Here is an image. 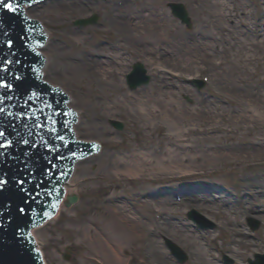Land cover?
Returning <instances> with one entry per match:
<instances>
[{"label":"rangeland","instance_id":"374dc122","mask_svg":"<svg viewBox=\"0 0 264 264\" xmlns=\"http://www.w3.org/2000/svg\"><path fill=\"white\" fill-rule=\"evenodd\" d=\"M180 1L190 16L191 25H187L185 22L183 24L190 32L196 25V15L189 8L188 2ZM246 1L255 9L256 0ZM66 2L67 0H64V3ZM81 2L82 6L78 11L71 10L69 7L65 8L61 4L59 10H56L51 6L53 3L50 0L41 2L34 10L30 9L32 13L41 17L52 30L51 42L45 48L48 54H52H49L51 66L47 68V74L51 80L59 81L67 87L74 96L73 103L76 107L83 109L79 128L80 135L98 138L102 141H114L115 138L121 141V138H125V142L123 145L104 146L103 150L95 157L82 160L78 164L72 182L77 190L87 189L86 197H81L80 201L73 206H62L61 212L56 218L38 229V235L44 245L49 264H200L208 261L215 264H251L250 257L254 258L255 252L264 253L262 234L264 227L262 224L260 227H252V220L261 223L264 221V184L253 185L248 183L246 178H248V172L258 171L261 181L264 182V131L258 129L256 133L248 131L247 125H252V117L247 120L245 126L238 129L235 127L237 126L236 120L232 117L240 116L242 112L248 115L253 114L248 105L250 103L234 101L231 104L228 99L233 98L232 94L225 92V88L222 91H217V87L215 88L214 83L209 79L211 74L208 69L198 70V66H193L192 69L183 66L182 68H173V65L168 61L160 62L162 58L158 62L148 63L140 55V52L128 49L127 52H130L129 65L126 67L125 73L123 70L117 71L115 78L124 85L126 92L134 93V95L144 88L143 91L150 90L147 95L164 98L165 96L161 92L162 87L170 90L172 87L181 89L183 94H179V97L187 103L188 110L184 111L186 114H181L184 119H180V115H175L174 111L170 113L169 119L172 122L176 121L175 124L181 120L187 121L183 127H180L183 134L175 135L177 130H172V128L176 127L174 124L166 123V116L164 117L160 110L158 119L155 121L143 119V115L141 116L138 111L134 113L133 109H137L140 105V95L138 98H130L135 100L130 103V105L134 103L132 108L125 105L124 101L128 100L125 98V100L121 99L124 104H120L118 108L111 111L106 108L102 109L103 104L109 99L108 97L102 98L101 96L100 99L97 96L92 97L88 93L92 87H89L84 80L72 77L71 73L63 72L60 68L54 67L52 63L53 55L56 57L57 45H63L65 52L77 54L80 46L87 47V43H89V48H91V44H103L100 41L111 39L109 31L103 32L99 28L103 25L101 20L104 15L114 7L113 0H81ZM136 4L131 0L130 5L136 7ZM165 5L170 7V11L174 15L172 5L168 2ZM94 14L97 19L93 23H75L78 18H86ZM64 24L68 27H65ZM245 25L247 24L243 21L242 26ZM75 27L81 29L79 33L84 35V39H81L79 43L74 42L73 36L60 34L65 29ZM57 35L64 39L68 38L67 43L63 40L56 43ZM247 38L248 36L245 35V39ZM88 57H92V55L88 54ZM94 58L98 59L95 56ZM134 61L144 64L147 73L150 74V79L147 83L131 87L127 83L126 74L132 70L131 66ZM153 67H159L166 74L171 75V77H167L166 84L159 80L160 76L153 79L155 70ZM202 77H204L205 83L200 87L199 80ZM184 83L190 85L192 90L184 89L181 86ZM214 90L217 92L216 96L211 95ZM96 91L100 92L95 89L94 92ZM197 91H200L203 96L200 97ZM112 92L116 91L112 90ZM208 95L212 98L209 100H212L210 102L213 105L217 104L218 99L222 100L223 104H227L225 117L231 118L215 130H205L207 125L205 121H211L207 116L208 109L205 108L206 111L204 109L206 105L204 102H207L205 97ZM144 97L146 98V96ZM210 102L207 103L210 104ZM238 103L240 106L242 105V108L237 109L235 104ZM178 105L179 102H177ZM126 108L130 109L126 111ZM215 110L218 111L216 117V123H218L220 119L223 120L224 115L221 114L220 107ZM116 120L123 122L122 128L113 124ZM162 134H167V140L163 139L162 141L159 138V135ZM182 149H186L182 152L191 157L185 161V165L168 166L160 171L152 169V173L150 170H144L146 168H137V170L133 168L127 171L126 166L133 165L130 162L131 158L141 156L139 154L141 151L148 153L145 157L157 159L158 156L163 157L165 152L168 155ZM111 159H115V161L126 159L128 164L118 168L115 165L113 168L107 167L108 160ZM181 167L185 169L182 170ZM184 170L188 171L183 173ZM185 179L189 180L187 184H190L191 179H196V182L192 181L196 184L200 181L198 186L194 185L196 190L190 189L191 194L203 193L207 196L199 197L194 201L184 199L183 202L173 207L161 202L164 194L174 189H182L181 185H184V181L178 182V180ZM204 181L208 182L203 183ZM212 187L214 188L212 189ZM211 192L214 196L210 197ZM214 192L221 196L225 194L229 198L234 197L235 200L226 204L223 196L221 198ZM113 200L114 205L112 204ZM145 201L146 203H144ZM193 210L203 214L206 219L212 220L217 229L210 230L211 232L205 235L204 232L209 229L203 231L198 227V224H194L197 223V220L189 215L190 213L193 215ZM114 216L123 221H129L127 223L135 229L138 235L147 234L151 241V247H148L147 244L143 245L140 241L123 242V245H119L118 241H116L117 243L114 241L115 237L112 232L110 234L107 232L108 234L105 236L104 231L110 224L109 221L115 220L112 218ZM88 217H93L92 219L96 222L94 226H100V232L94 231V226L87 224L85 219ZM201 219L204 223V219ZM85 226L90 227L91 230H87L88 232L83 235L84 229L86 230ZM197 227L202 231V235L195 231V229L199 230ZM259 228H262V232ZM223 230L228 232L225 239L227 243H223L225 236ZM92 232L93 234H91ZM98 234L100 238H98ZM214 234H218V236L214 238L212 236ZM107 237L109 240H106ZM232 237L238 239V242L229 243V240L233 239ZM243 238L250 239L252 242L243 246ZM168 239L188 252L189 259L183 262L179 261L168 247ZM104 243L107 246L105 248L107 253L101 248ZM66 253L70 255L69 258H66ZM226 255L232 261L226 260Z\"/></svg>","mask_w":264,"mask_h":264},{"label":"bare ground","instance_id":"6f19581e","mask_svg":"<svg viewBox=\"0 0 264 264\" xmlns=\"http://www.w3.org/2000/svg\"><path fill=\"white\" fill-rule=\"evenodd\" d=\"M133 1L137 3L136 7L135 5H130L131 0H113V2L115 3L114 7L111 8L110 11H108V13L105 14L103 19L101 20V24L103 25H101L99 29H101L103 32L109 31L111 33L110 40L109 38H107V41H100L103 44H91V48H89V43H87V47H79V52L77 54H75L74 52H65L63 45H57L56 57H54V55L52 57L53 66L60 68L63 72L71 73L72 77L78 80H84L89 87H92L88 92L92 97L97 96L98 99H100L101 96L102 98L108 97V100L110 101L107 100L103 104L102 109L106 108L108 111H111L114 108H118L120 107V104L123 103L121 102V99L125 100V98H128L126 102L124 101L125 105L131 107L134 103L132 105H130V103L135 100H132L130 98H138L140 95V108H134V113L138 111L139 113H141V116L143 115L146 117L145 118L142 116L143 119H152L155 121L158 119L159 112L161 111L163 113V116H166V123H169V125L170 123L174 124V126L176 127L172 128V130H177L175 135L183 134L181 133L183 131L180 127H183V125L187 123V121L184 122L183 120H181L180 122H177L175 124L176 121L172 122L169 119L170 113L173 111L175 115H180V119H184L181 114L185 113V110H188L186 108L187 103L181 97H179V94H183L181 89H175L174 87H172V90H170L164 89L162 87L161 92L164 94V98H155V95H147L150 90H147L146 92L145 90L143 91L144 88L141 89V93L137 92L136 95H134V93L126 92L124 89V85L117 81L115 76L117 71L120 72V70H123V73H125L126 67L129 65L130 52L128 53L127 50L129 49V51L131 50L140 52V55L148 63L158 62V60L162 58L160 62L168 61L171 63V65H173V68H182L183 66L187 69H192L193 66H198V70L208 69L211 74V76H209V79L212 80L215 88L217 87V91H222V89L225 88V92L232 94L234 99H228L231 104L234 101H245L250 103L248 105L251 109L250 112L253 111V114L248 115L242 112L240 116H232L236 120L235 123H237V126L235 127L239 129L241 126H245L247 120L252 117L253 123L251 126L247 125L248 131L256 133V130L258 129L263 132L264 26H261V24L264 22V0H256L255 9L246 0H185L186 2H188L189 8L196 15V25L190 32H188L186 26L183 25L184 22L188 24L187 19H190V16L186 7L180 0ZM167 2L172 5L173 10L175 11H173L175 13L174 15L171 13L170 7H166L165 4H167ZM52 3L53 5L51 6L56 8V10H59L60 6L62 5L65 8L69 7L71 8V10L78 11V9H81L79 7L82 6L81 0H67L66 3H64V0H53ZM31 9L34 10V8ZM28 12L31 15L38 16L37 14L32 13L30 10ZM96 19L97 18H94L93 20L88 21V23H93L96 21ZM75 21V23L77 24H82V22L78 19H76ZM243 21H245L247 25L242 26ZM64 26L68 27V25L65 24ZM50 31V38L48 39L46 46L51 42L50 39L52 38V30ZM80 31L81 29L75 27L73 29H65L61 31L60 34L64 36H73L74 42L76 41L77 43H79L81 39H84V35L80 34ZM245 35L246 37L248 36L247 39H245ZM56 39L58 40L56 41V43L61 42L62 40L67 43L68 38L64 39V37L57 35ZM49 54L44 70L46 69V67L51 66ZM88 54H91L92 57H88ZM96 55H98L99 57ZM104 55H106L107 57H104ZM94 56L98 59H95ZM133 64H136V61L132 63V66ZM139 65L144 64L140 63ZM153 68H155L153 79H155L156 76H160L159 80L163 84H166L167 79L169 78V76L171 77V75L166 74V72L164 70H161L159 67ZM44 76L50 81L57 83L51 80L49 76H46V73ZM203 78L204 77L199 80L200 84L203 83ZM145 82L146 80L143 78L138 80L139 84H143ZM181 86L184 89L186 88L188 90H192V87L190 85H186L185 83L181 84ZM95 89L99 90L100 92H94ZM112 90L116 92H112ZM215 90L211 92L212 96L217 95V92ZM204 92L206 91L204 90ZM197 93L200 95V97L203 96L200 91H197ZM144 96H146V98ZM205 98L207 99V102H212V100H209L212 99L209 95ZM73 100L74 98L71 100V103L75 105L73 103ZM177 102H179L178 106ZM198 102L203 105L201 101L198 100ZM207 102H204L207 105V107L206 105L204 106V109H208L207 116L211 119V121H205V124L207 123L205 130L218 129L220 125L228 122L231 119L230 117H225L228 105L223 104L222 100L218 99L216 105L211 104V102L210 104H208ZM235 106L237 107V109L242 108V105L240 106L239 103L237 105L235 104ZM218 107H220L222 111L221 114L224 116L223 120L220 119V121L216 123L218 111H216L215 109ZM78 109L80 113L83 112V109L81 107H78ZM129 109L130 108H126V111ZM103 113L105 112L103 111ZM81 121L82 115L76 125L79 136H82L80 135L79 130ZM119 122L120 120H116L113 122V124L117 125ZM242 122L244 123L242 124ZM166 137L167 134L159 135V138L162 139V141L163 139H166ZM184 150L186 149L177 150L176 152L170 153L168 155L166 154L167 152H165L166 155L163 153L164 156H158L157 159H154V157H145L148 153H144L141 151L139 152L141 156H133L131 158L130 162L133 165L128 164V161H126V159L117 161H115V159H111L110 161L108 160L107 167L113 168V166L115 165L118 168L120 166H126L128 164L126 166L127 171H130L133 168L134 170H137V168H146L144 170H150V173H152V169L154 171H160L163 170L164 167L168 166L185 165V161L188 160V158L190 159L191 157H188L189 155L183 153L182 151ZM92 156L95 157L96 154H91L85 159H89ZM110 157L112 158L111 155ZM81 162L82 161L79 160L76 163L75 172L77 170L78 164H80ZM181 169L183 170L185 168L181 167ZM187 171L188 170H184L183 173ZM247 176L248 178H246V181H248V183L250 184H259L258 186L264 184V182L261 181V176L259 175L258 171H250L247 173ZM71 181L66 183V185L70 186L67 190V193H72L74 192V190H77V187L74 186ZM180 181H184V185H181L182 189H174L169 191V193L164 194V196H162L161 202L169 204L168 206L171 205L173 207L180 202H183L184 199L194 201L199 197L204 198L205 196H207L203 193L191 194L192 191L190 189L196 190L194 187L198 186V183H200V181L197 184L192 183V181L196 182V179H191L190 184H187L189 180L186 181V179L178 180V182ZM207 182L204 181L203 183ZM213 188L214 187H212V189ZM214 193L218 194L217 192ZM209 196H214V194L211 192ZM218 196L221 198L223 196L226 204H229V202L232 203L235 200L234 197L229 198L225 194H222V196L218 194ZM215 199L217 200V196L215 197ZM144 203H146V201ZM112 204H115L114 200L112 201ZM61 209L62 207L60 208L59 212H61ZM189 215L197 220V223L194 224H198V227L202 228L203 231L209 229V231L204 232L205 235H207L206 233H210V230L217 229V226L214 225V222L210 219H206L203 214H200L196 211L193 215L191 213ZM57 216L58 214H56L54 217ZM92 218L93 217H88V219H85L87 220V224L90 226H94V223H96ZM112 218L115 220L109 221L110 224L107 225L106 231H104L105 236H107L106 234H110V232H112L113 236L115 237L114 241H118L119 245H123V242L134 241H140L143 245L147 244L148 247L151 245L149 236L144 233L143 235H138L135 229L131 228V226L127 223L129 221L118 219L117 216H114ZM201 218L204 219V223L201 221ZM252 222V225L256 224L258 227H260V224H262V227H264V221L261 223L260 221L257 222L255 220L254 222V220H252ZM99 227L100 226L95 225L93 228L94 231L100 232L101 230ZM84 228H86V230L84 229L83 235L91 230L88 226H85ZM199 230L195 229L198 234L202 235V231ZM259 230L262 232V228H259ZM223 233H225L223 243H227V240L225 239L228 236V234H226L228 232L223 230ZM91 234H93V232ZM262 234L264 237V233ZM97 236L98 238H100L99 234ZM212 236L216 238L218 234H214ZM232 238L233 239L229 240V243L234 244L238 242V239L236 240L235 237ZM106 240H109V238ZM171 241V239H168V243H170ZM242 241L243 246L248 244V242H252L250 239L246 240L244 238ZM242 241L240 240V242ZM105 244L106 243H104V245L102 244L101 246L104 252H106L105 248L107 247ZM258 257H261L259 258V264H264L262 255ZM253 262L254 259H252L251 264H253ZM205 263L215 264L211 261L200 264Z\"/></svg>","mask_w":264,"mask_h":264},{"label":"water","instance_id":"95a60500","mask_svg":"<svg viewBox=\"0 0 264 264\" xmlns=\"http://www.w3.org/2000/svg\"><path fill=\"white\" fill-rule=\"evenodd\" d=\"M3 8H4V5L0 3V9H3ZM32 16H34V15H32ZM94 18H96V17H91V18L88 19V21H91ZM5 31H6V35H8V37H12L10 30H7L6 29ZM11 42H13L14 44L16 43L14 40H11ZM14 44H13L12 48L15 49V45ZM5 45L7 47H9V42H8V44L6 43ZM1 51L2 50L0 49V54H1ZM16 56L17 55L15 53H13L9 58L0 57V61H1L2 64H5L6 63V60L5 59H9V60H12V61H16L18 59V56L17 57ZM138 65L139 64H137L136 66H138ZM10 80L11 81L6 82V84L14 85L15 88H19V85L14 84L15 81H13L12 79H10ZM57 83H59V81H57ZM28 87H29V84H28ZM5 89H8V88L5 87ZM39 89L42 92L44 91L43 88H39ZM30 91L31 90L29 89L26 94L28 95L30 93ZM18 95H19L20 98H22L20 93ZM37 106L40 107V104H37ZM0 108H2L1 107V102H0ZM15 109H16L15 106H14V108L12 107V110H15ZM2 119L3 120H7V123H8L6 126L3 127L6 130L7 135L13 134V129H12L13 128V123H16L17 120H15L14 117L13 118H7V117H5L4 114H0V120H2ZM17 123H22V120L20 122H17ZM42 124L44 125V127L41 128V127H38L37 126V128L38 129H41V130L39 131V133L33 135V137H32L33 139H30L28 141L29 143L27 145V151H28L29 155L32 157L33 163L35 164L36 168L37 169H40V167H41V171L44 172V174H46V172H47L46 170L49 171L55 165H57V163H58V160L57 159L59 158L58 156L61 155V153L59 154V152H56V150L50 149L51 151H49L45 155H42V159H45L46 160L45 163H41L39 160L35 159L36 154L38 152H40L42 154V149L44 148L43 146H45L46 140L48 139L47 129H48L49 123L47 121L43 120ZM36 125H38V124H36ZM86 137L90 138V136H85V138ZM102 142L104 143V146H111L112 147V145H123L124 142H125V138H121V141L118 140L117 138H115L114 141H102ZM8 149H9L8 150L9 152L6 153V154H5V150L4 149H0V163L8 164V160L7 159H9V154H10L11 150H13L12 149V145H9ZM5 161H7V163ZM44 165H45V167H43ZM14 168H15V166L12 165V160H11V162L8 165H6V168H4V167H1L0 168V174H2L1 176H4L6 178V180H5L6 181V184H4V186H6V185L7 186H13V185H15V183H17L16 181H17V178L18 177H15V174H19V175H17L19 177L22 176L21 175L22 173L20 171H18V173H16V171H15L16 169H14ZM10 169H12V170H10ZM26 184L27 183H25L24 185H26ZM21 188L23 190L24 187H21ZM86 190L87 189H78V190H74V192L78 191L77 193H79L81 195V197H86ZM74 192H72V193H74ZM66 194H70V193H66ZM20 196H21V194H14L12 196V198L10 199V203H12V205H14L17 208V212L15 214H13V215H7V216L4 213L2 214L1 220L5 222L4 224H2V227L0 229V231L2 232L1 233L2 237H6L10 233L14 232V230H12V229L9 228L8 222H9V219L14 218L15 215H17V213L19 212L20 204H21V202H23V199H20ZM3 201H5V199ZM65 201H66V199H65ZM5 206L6 205L0 207V213L4 211ZM17 237H19V235L17 236V235L14 234L13 241H15V239ZM21 237H22V235H21ZM23 242L25 243V241H23ZM13 248L14 249H20L21 248V243L15 242ZM1 250L3 251L4 250V247H2ZM29 253H30L29 255L32 256L31 251H29ZM31 261H34V260H31Z\"/></svg>","mask_w":264,"mask_h":264},{"label":"snow or ice","instance_id":"6c2138e0","mask_svg":"<svg viewBox=\"0 0 264 264\" xmlns=\"http://www.w3.org/2000/svg\"><path fill=\"white\" fill-rule=\"evenodd\" d=\"M0 3H4V0H0ZM4 6H5L9 11H13V12L18 11V8H13L12 4L4 3ZM12 46H13V43L10 41V42H9V47H12ZM0 86L6 87V88H11V87H12V85H10V84H0ZM8 98L11 99V97H8ZM4 112H5V109H4V108H0V114H2V113H4ZM9 115H11V114H9ZM33 115H34V113H33ZM37 126H38V127H41V128L44 127L43 124H39V125H37ZM53 130H54V129H53ZM3 135H5V133H4V132H0V136H3ZM59 139L63 140V137H59ZM11 143H12L11 141H8V145H11ZM24 143H25V144H28L29 142H28L27 140H25ZM8 145H4V146L7 147ZM23 183H24V181L21 180V181H20V184L22 185ZM53 207H55V205H53ZM21 211H24V210L21 209Z\"/></svg>","mask_w":264,"mask_h":264}]
</instances>
